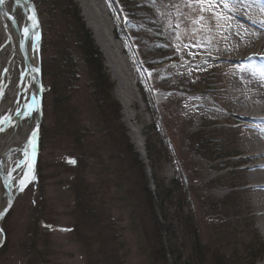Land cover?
<instances>
[{
    "label": "rangeland",
    "instance_id": "374dc122",
    "mask_svg": "<svg viewBox=\"0 0 264 264\" xmlns=\"http://www.w3.org/2000/svg\"><path fill=\"white\" fill-rule=\"evenodd\" d=\"M105 2L117 41L111 52L127 57L134 71L136 101L125 92L133 120L124 121L118 92L119 77L127 79L128 68L122 60L110 63L86 26L83 5L77 0H34L43 29L44 115L33 181L2 220L0 264H261L264 222L257 194L248 190L256 175L243 169L250 162L241 163V154L230 155L241 144L242 135L235 128L241 122L228 127L226 117L237 112L216 106L224 110L226 119L209 114L189 118L182 108L185 98L197 92L180 88L200 86L201 78H205L203 98L213 106L228 94L215 69L192 77L183 74L187 70L179 65L184 47L180 32L184 27L206 28L203 19L197 24L185 22L184 7L201 14L204 4L196 0ZM69 4L76 8L102 58L112 100L119 107L118 119L116 112L105 104L100 108L101 102L90 94L75 11ZM122 20L133 27L134 42L129 33L123 41L115 36V24L120 30ZM173 30L176 37H168ZM65 59L78 66L73 67L78 71L76 89L69 95L72 119L83 129L78 143L76 138L70 141L71 130L64 122L53 120L52 88L48 92L51 84L56 87L65 80ZM15 72L20 74L18 68ZM139 126L143 155L130 131Z\"/></svg>",
    "mask_w": 264,
    "mask_h": 264
},
{
    "label": "bare ground",
    "instance_id": "6f19581e",
    "mask_svg": "<svg viewBox=\"0 0 264 264\" xmlns=\"http://www.w3.org/2000/svg\"><path fill=\"white\" fill-rule=\"evenodd\" d=\"M77 1L84 7L86 26L93 30L94 37L98 39L97 44L106 51L110 63L113 64L116 60L118 64H121L122 60L128 68L127 71L130 72L126 76L127 79L119 77L121 83L118 92L122 98L120 102L123 104L125 113L124 121L132 122L133 116L128 111L130 103L125 100V97L128 92L136 101V80L129 59L120 54L116 57L111 52L112 46L117 45L115 43L117 41L112 36L113 25L109 20L107 4L105 0ZM210 3L211 0L204 4L205 9L209 8ZM261 3H264V0H240L235 6L229 4L225 7L223 0H216V7L205 10L201 14L191 11L190 8L187 9L182 4L186 11L184 21L188 24H197V20L203 17L206 28L197 31L194 28L184 27L180 32L179 38L184 47L179 52L183 57L179 65L187 70V73L183 74L192 77H199L200 74L209 73L212 69H215L220 76L222 75V89L227 88L228 94L218 101L214 99L215 106L210 104L208 99L203 98L206 91L201 84H204L205 78H201L200 86L180 88L186 93L197 92V95L185 98L182 108L189 118H195V116L201 118L204 114H209L216 119H223L227 115L224 110L237 112V115L232 118L226 117L228 127H231L235 121L241 122L235 126L242 135L241 144L230 155L241 154V163L250 162V165L243 169L256 175L257 180L249 182L251 185L248 190L257 194L259 214L264 222V10L258 6ZM3 7L8 16L16 21L21 34L25 28L29 29L26 50L30 61L35 65V54L31 49L36 44L37 31L35 27L30 26L29 8L23 0H5ZM173 33L172 37L175 38L177 33L174 30ZM202 35H204L203 38ZM6 38L10 39L11 43L4 45V48L0 50V64L4 67L8 63L9 75V85L0 102V174L11 176V190H14L28 173V168L21 165L25 159L26 147H20V143L28 137L27 134L33 126L34 106L27 75L22 71L23 61L17 49L16 30L7 19L3 20L0 16V45L5 44ZM189 40L198 44H189ZM202 51H208V53L210 51L215 57L211 54L203 55ZM177 55H175L176 58ZM17 68L20 74L16 76ZM3 81L5 82V78ZM137 101L140 104L139 99ZM216 106L223 107V112ZM142 111H144L143 107ZM141 128L142 126H139L130 131L132 142L135 143L137 151L143 155L144 142ZM32 139L34 140L35 137ZM209 160L211 161V158ZM5 203L0 180V213ZM3 219H0V227ZM261 264H264V261Z\"/></svg>",
    "mask_w": 264,
    "mask_h": 264
},
{
    "label": "trees",
    "instance_id": "16d2710c",
    "mask_svg": "<svg viewBox=\"0 0 264 264\" xmlns=\"http://www.w3.org/2000/svg\"><path fill=\"white\" fill-rule=\"evenodd\" d=\"M69 3H71L73 0H68ZM132 1V0H130ZM71 5V4H69ZM73 7L75 13H74V23L76 27V37L79 40V48L81 50V59H83V67H86L88 69V80L90 87V94L92 97L94 96V101H100V108H102V105L105 104V107L111 108L114 113L116 112V119H118V105L117 103H114L111 97V91H112V85L110 83V79H108L106 72L104 71V68H102V58L100 57L99 51L97 47L93 45L92 39L89 35V32L85 29V26H83L81 19L78 16V13L76 11V8ZM124 13V8H121ZM113 17V16H112ZM126 28L131 35V39L134 42V35H133V27L129 24V22L126 21ZM116 25V34L117 38H119L121 41L125 39V36L123 35L122 30L118 28V25ZM157 28V25H154ZM173 33V31H172ZM174 34V33H173ZM173 35H169L168 37H172ZM125 53L127 55L130 54L129 49L125 50ZM44 61L42 60V67H43ZM65 70L66 76L63 82H60L59 86H54V84H51V87L48 88V92H50V89L52 88V97H51V103L53 107V113L54 118L53 120L56 123L66 124V129H70L71 131L69 134L70 141H74L76 138V142L78 143L77 139L81 134L83 129H81L78 124L75 122V119L73 117V110H72V102L70 101L71 98L69 95L72 94V92L76 89L74 83L77 82L75 76L78 75V71L74 69L73 67L77 68L78 66L73 65L70 60L65 59ZM56 75V73L54 74ZM141 95L145 96V88L140 90ZM45 92V87H44ZM46 93V92H45ZM147 102V101H146ZM99 103V102H98ZM105 121V118H104ZM70 123L72 125V128L70 127ZM72 129L73 132H72ZM41 132V131H40ZM41 133H39L40 135ZM129 147V146H128ZM129 149V148H128ZM73 160L76 165V158L73 157ZM153 199V197H151Z\"/></svg>",
    "mask_w": 264,
    "mask_h": 264
},
{
    "label": "water",
    "instance_id": "95a60500",
    "mask_svg": "<svg viewBox=\"0 0 264 264\" xmlns=\"http://www.w3.org/2000/svg\"><path fill=\"white\" fill-rule=\"evenodd\" d=\"M24 3H26L27 7L29 8V13L34 14L35 16V21H36V44L34 46H32V52L35 54V61L36 64L34 65L29 58V55L27 53L26 50V42H27V37L29 36V33L27 36L24 35V32L21 34L19 32V29L17 27L16 21H14V19H11L8 14L6 13L5 8L3 7V5H0V16L1 19H7L8 22L12 25V27L16 30V40H17V49L21 55L22 61H23V72L26 73L27 75V82H29V86H30V92L33 95V101L32 104L34 106V120L32 123V127L30 129V132H28L27 134V138L24 139L21 143H20V147H26L25 149V153H27V155H24V161L22 162L21 165H25L28 168V173L26 175L25 178H23V181L25 182L23 189L25 187H27L32 181H33V176H34V172H35V152L37 150V143L39 140V133L41 130V123H42V119H43V110H44V96H45V92H44V82H43V71H41V65H42V60H41V47H42V43H43V29L41 28V23H40V18L38 15V10L36 7V4L34 3V0H23ZM117 8V12L120 15V17L122 18V14L120 13L118 7ZM30 26H32V21L30 22ZM125 21L122 20L121 22V27L123 29V34L126 35L127 38H129V35L127 33V31L125 30ZM5 27V25H4ZM129 40V39H128ZM13 42V41H12ZM11 43L10 39H5V44H1L0 45V50H2L4 48V45H8ZM8 71V63L5 64V66H1L0 64V102L1 99L4 95L5 89L7 88V86L9 85L8 83V79H9V75L7 73ZM5 78V82L3 81V79ZM35 132V139H32V133ZM31 138V143H29V139ZM33 154V157H31ZM29 164H31V168H29ZM11 176L7 175H1L0 174V180H1V185H2V190L4 191V197H5V205L3 206L1 213L2 215H0V219H3L9 212V210L12 208V205L14 203L15 198L22 192L21 191V183L19 185H17V187L14 188V190H11Z\"/></svg>",
    "mask_w": 264,
    "mask_h": 264
},
{
    "label": "snow or ice",
    "instance_id": "6c2138e0",
    "mask_svg": "<svg viewBox=\"0 0 264 264\" xmlns=\"http://www.w3.org/2000/svg\"><path fill=\"white\" fill-rule=\"evenodd\" d=\"M197 3H200V4H205V3H208L209 0H196ZM224 2V6L225 7H228L229 4H232L233 6H235L236 4H238L240 2V0H223ZM5 3V0H0V5H3ZM216 7V0H211V3H210V6L208 9H205L204 7H201V11H205V10H211V8H214ZM29 19L32 21V26L33 27H36V21H35V16L34 14H31L29 16ZM201 19H204L203 17H201ZM29 33V29L28 28H25L24 29V35L27 36ZM28 115H30V113H28ZM35 137V132L32 133V138ZM29 143H31V138L29 139ZM25 155H27V153H25ZM29 168H31V164H29ZM25 182L24 181H21V191L23 190V186H24ZM0 215H2V213H0Z\"/></svg>",
    "mask_w": 264,
    "mask_h": 264
}]
</instances>
